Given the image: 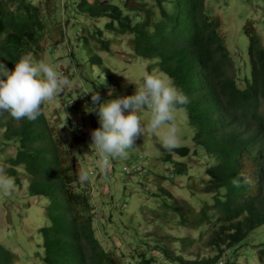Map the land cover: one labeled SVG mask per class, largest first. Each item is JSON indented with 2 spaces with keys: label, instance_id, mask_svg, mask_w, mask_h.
<instances>
[{
  "label": "trees",
  "instance_id": "16d2710c",
  "mask_svg": "<svg viewBox=\"0 0 264 264\" xmlns=\"http://www.w3.org/2000/svg\"><path fill=\"white\" fill-rule=\"evenodd\" d=\"M141 1L0 0V71L4 66L14 70L22 57L35 62L46 51L55 54L68 41L59 13L66 23L74 21L76 25L88 23L82 15L96 20V26L90 23L88 26L93 38H101L98 41L108 52L112 47L106 34L115 37V32H131L136 53L152 60L149 70L160 67L173 79L179 93L188 98V103L178 106L188 112L195 154L207 161L209 178L205 193L188 185L191 194H186V198L201 206L200 218L191 226L197 224L204 230L205 223L217 225L205 249L218 252L215 258L204 256L190 261L171 249L161 251L158 256L154 251L143 250L140 255L144 262L133 261L219 264L228 252L235 255L249 235L264 226V45L253 24L251 28L246 26L250 44L248 65L243 68L241 61L236 64L230 56L219 33L220 24L208 15L207 0H158L159 17L151 10L143 17ZM132 2L139 7L131 5ZM86 28L80 31L87 34ZM89 35H83L86 42ZM106 61L100 55H92L91 69L100 78L111 79ZM100 78L97 80L101 82ZM96 81H92L93 92L104 94L105 84L99 88ZM46 109L47 103L42 104V114L34 121L16 120L8 111L0 110V146L7 143L18 146L8 169L9 178L22 185L21 173L25 174L30 197L48 202L47 224L39 229L43 254H35L36 259L40 264H123V258L104 247L96 235L89 184L84 186L79 180L72 151L79 139L72 136L65 140L62 132L50 125ZM171 152L184 159L191 150L181 147ZM80 154L78 151L77 156ZM165 161L173 164L170 166L173 173L191 175L188 164L174 161L171 155ZM233 179H239L241 186L234 187ZM204 195L208 198L199 202ZM177 212L185 223V211L177 209ZM255 248L258 260L264 264V242ZM0 264L26 263L17 252L0 243ZM226 264L235 263L229 260Z\"/></svg>",
  "mask_w": 264,
  "mask_h": 264
},
{
  "label": "rangeland",
  "instance_id": "374dc122",
  "mask_svg": "<svg viewBox=\"0 0 264 264\" xmlns=\"http://www.w3.org/2000/svg\"><path fill=\"white\" fill-rule=\"evenodd\" d=\"M38 1L35 0L36 3ZM101 1L108 3L109 0ZM139 3L144 10L143 17L147 16L148 10L154 12L156 17L160 16L161 8L158 0H143ZM131 5L139 7L134 2ZM207 8L212 17L219 18L222 25L221 33L225 36L226 44L231 50V56L235 57L236 64L241 61L243 68L247 67L250 39L245 33V27L251 28L253 24L254 32L264 45V0H209ZM57 16L63 25L65 38L68 41L60 45L55 54L46 51L35 61L44 60L49 63L62 78L69 82L62 93L47 102L46 115L50 125L61 131L65 140H70L72 133L69 128L75 124L74 122L83 118L87 123L83 135L85 141L81 140L76 143L78 146L75 145L72 151L78 176L82 168L88 173L90 170H95L92 181L83 184H89L90 200L93 210L96 209L97 218L94 220V227L99 242L124 260L131 259L135 262H144L140 255L143 250H154L155 255L158 256L160 251L171 249L174 254L182 253L179 255L187 259L188 256L192 257L190 261L195 259L194 255H200V253L215 258L218 252L214 249H205V247L217 225L205 223L204 230L196 226L197 224L191 226L194 220L200 218L201 206L197 202H191L186 198V194H191L190 187L196 192L205 193V185L209 178L206 175L207 161L195 154L194 130L190 126L185 110L175 111V125L179 130L180 147H188L191 152L189 157L184 159L176 158L175 154L173 157L188 164L191 175L175 173V178H170V166L173 164L166 165L164 158L167 156V149L162 146L159 136L154 133H146L138 137L134 147L128 150L129 155L126 159L111 161L113 164L107 174L98 167V154L94 156V150L90 148L91 131L95 126H100V122L95 123L93 119L95 111H90L92 108L88 96L84 95L85 92H93L91 79L101 77L97 71L87 72V69H91L90 57L92 55L99 54L104 62L108 61L112 76L111 79H106L104 76L100 78L101 82L106 80L101 103L136 92V84L129 82L125 76L141 84L145 73L157 75L169 82L171 79L160 67L153 66L152 70H149L152 60L141 58V55L136 53L133 46L134 36L131 32L126 34L115 32V37L109 33L106 34V40L111 41L112 53L108 52L103 43L98 41L101 38L98 36L93 38L91 34L92 31L88 24L96 26V20L82 15L88 23L76 25L74 21L66 23L61 13ZM83 27H87V34L90 33L88 42L82 38L79 40L80 30ZM96 68L99 69L98 66ZM103 69H101V74L105 75ZM247 71H249L248 68ZM101 82L96 81L99 88ZM109 88L115 89L111 96L108 94ZM74 101L76 109L74 105L72 106ZM128 111L126 109L125 114ZM138 115L142 125L150 119L146 108ZM87 148H90L89 155L86 152ZM78 151H81L79 157L77 156ZM17 152L18 146L14 143L0 146V175L9 178L8 169L11 159L15 158ZM141 155L146 156L145 159H139ZM139 164L144 167L143 173H138ZM113 170L114 173H112ZM21 177L22 185L17 184L14 178H10L14 186L10 195L0 193V243L17 252L26 264H38V262L40 264L35 254L40 253V256L43 254L39 229L47 224L48 202L44 199L30 197L29 180L23 173ZM173 182L177 185H172ZM184 184L185 187L182 188ZM164 193L170 198L163 197L161 194ZM207 198L208 195H204L199 202ZM174 205L185 211V223L181 221V215L174 210ZM182 238H188L191 241L186 242L185 250L183 241H180ZM263 242L264 226L251 233L235 255L232 256L228 252L221 261L224 264L229 260L235 264H262L258 260L255 246ZM133 245L137 249H133Z\"/></svg>",
  "mask_w": 264,
  "mask_h": 264
},
{
  "label": "clouds",
  "instance_id": "9594fccd",
  "mask_svg": "<svg viewBox=\"0 0 264 264\" xmlns=\"http://www.w3.org/2000/svg\"><path fill=\"white\" fill-rule=\"evenodd\" d=\"M207 2H209V0H207ZM207 2L206 9L208 10ZM208 15L212 17L210 14ZM212 18L220 24L219 33L225 40V36L221 33L222 25L219 18ZM83 35L81 31L79 34L80 40ZM227 48L231 56V50L228 46ZM87 72L93 73L92 69H87ZM125 77L129 82H134L137 86L136 92L132 95L116 97L101 103V96H104V94H100L97 91L84 93L85 97L88 96L89 98L92 108L90 111H95L93 114V119L96 121L95 123L100 122V126L94 125V129L91 131L90 143L91 150H94V156L98 154V167L100 170L107 174L108 169L111 164H113L111 162L112 160L126 159L129 155L128 150L134 147L136 139L141 135L144 136L146 133L157 134L162 146L167 149V155H171L174 161L178 160L173 157V154L177 156L176 158L183 159L175 152L171 151L181 145L178 135L179 130L175 125V111L183 109L188 116L186 108L178 106V104L188 103V98L179 93L176 87L173 86V79L170 76H168L171 79L169 82L157 75L145 73L142 84L130 80L127 76ZM97 79L98 77L91 80L96 81ZM105 83L106 80L99 85ZM68 85L69 82L62 78L56 69L49 63L44 60L34 62L31 58L22 57L15 63L14 70L9 71L8 68L4 66L3 70L0 71V110L8 111L16 120L27 118L29 121H34L42 114L41 105L52 101L58 94L62 93L64 88ZM114 91L115 89L109 88L108 94L111 96ZM66 107H68L67 104ZM145 108L148 110L150 119L146 124L142 125L138 113ZM126 109L129 110L127 114H125ZM80 119L81 121L74 122L75 124L70 127L72 129V132L70 131L72 136L78 138V142L83 139L87 124L83 118ZM75 145L78 146L77 144ZM90 148H87L86 151L88 155ZM145 157L146 156L141 155L139 159H145ZM167 164L171 163H166V165ZM138 167V173H142V170H144L143 165L139 164ZM94 175L95 170H90L88 173L82 168L78 178L81 183H84L92 181V176ZM170 178H175V173L172 171L170 172ZM243 182L247 183V178H244ZM232 184L234 187H240L241 181L239 179H233ZM13 187L10 178L0 175V193L10 195ZM87 187L89 189V186ZM92 188L94 189L93 183ZM177 209L178 207L176 206L174 210L177 211ZM95 210L96 209H94L93 213L96 219ZM180 241H183L185 250V245H187L186 242H190L189 239L182 238ZM203 257L204 255L193 256L195 259ZM191 258L188 256V259H186L189 260ZM207 258L212 257L207 256ZM219 262V264H224V262L220 260ZM133 263L134 261L131 259H123V264Z\"/></svg>",
  "mask_w": 264,
  "mask_h": 264
}]
</instances>
